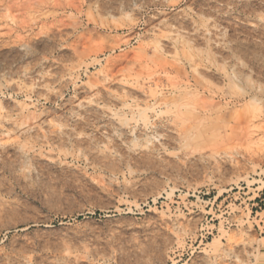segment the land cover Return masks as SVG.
I'll use <instances>...</instances> for the list:
<instances>
[{
    "label": "rangeland",
    "instance_id": "1",
    "mask_svg": "<svg viewBox=\"0 0 264 264\" xmlns=\"http://www.w3.org/2000/svg\"><path fill=\"white\" fill-rule=\"evenodd\" d=\"M0 264H264V0H0Z\"/></svg>",
    "mask_w": 264,
    "mask_h": 264
},
{
    "label": "bare ground",
    "instance_id": "2",
    "mask_svg": "<svg viewBox=\"0 0 264 264\" xmlns=\"http://www.w3.org/2000/svg\"><path fill=\"white\" fill-rule=\"evenodd\" d=\"M96 108H97V107H96ZM90 109H92V108H90ZM94 109H95V108H94ZM94 111H95V110H94ZM98 111H99V110H98ZM95 112H96V113H99V112H97V111H95ZM100 112H101V111H100ZM102 113H103V112H102ZM94 116H95V114H94ZM97 116H98V115H97ZM103 116H104V115H103ZM107 117H108V116H107ZM107 117H106V118H107ZM108 119H109V118H108ZM113 122H114V121H113ZM58 131H59V130H58ZM66 132H67V131H66ZM69 133H70V132H69ZM49 134H50V133H49ZM51 135H52V134H51ZM62 137H63V136H62ZM51 138H52V137H51ZM56 138H58V137L56 136ZM54 139H55V138H54ZM58 139H59V138H58ZM58 139H57V140H58ZM89 143H90V142H89ZM91 145H92V144H91ZM87 148H88V147H87ZM91 149H92V148H91ZM87 151H88V150H87ZM89 152H90V151H89ZM89 152H88V153H89ZM92 152H93V151H92ZM107 155H108V153H107ZM109 155H110V154H109ZM95 156H96V155H95ZM98 159H99V158H98ZM107 162H108V161H107ZM109 162H110V161H109Z\"/></svg>",
    "mask_w": 264,
    "mask_h": 264
}]
</instances>
